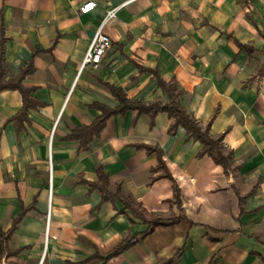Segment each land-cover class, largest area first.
Here are the masks:
<instances>
[{"label": "crops", "instance_id": "obj_1", "mask_svg": "<svg viewBox=\"0 0 264 264\" xmlns=\"http://www.w3.org/2000/svg\"><path fill=\"white\" fill-rule=\"evenodd\" d=\"M104 10L111 47L81 69ZM0 43L5 81L23 75L0 91V264H264V0H0ZM158 80L229 169L165 112L72 138L117 107L112 88L166 104ZM149 215L184 219L148 231Z\"/></svg>", "mask_w": 264, "mask_h": 264}, {"label": "trees", "instance_id": "obj_2", "mask_svg": "<svg viewBox=\"0 0 264 264\" xmlns=\"http://www.w3.org/2000/svg\"><path fill=\"white\" fill-rule=\"evenodd\" d=\"M22 77L23 75H20L15 80L5 81L2 44L0 43V91L17 89L23 93V90L19 84ZM158 84L167 96L168 102L166 104L155 103L152 105H145L141 102H133L128 100L121 90L112 88V93L118 102L117 107L113 110H104L100 119L95 121L90 127L81 128L75 131L74 134H72V138L80 140L81 144L83 145V135L86 137L98 135L102 130L106 119L117 113L137 111L138 114H148L153 117L158 112H165L169 118L174 119V126H182L189 137L201 144L202 148L197 155L198 157L208 155L216 164L221 165L225 170L229 169L232 160L231 153H226L224 151L221 138L212 137L209 134L208 128H202L198 122L182 107L178 101V97L181 92L177 85L174 83H165L161 80H158ZM100 184L101 185H99L98 189L102 193L103 198L106 199L109 195L107 188L108 183L106 177L102 174L100 175ZM124 205L126 208H129V210L134 215L138 216L140 219H142V221H144L143 212L135 206L128 205L127 199L124 200ZM149 216L150 220H147V224L149 226L148 231H151L155 227L162 225H174L183 221L184 219L182 217H160L155 215ZM8 236L9 232L3 233L0 230V255L5 252L4 244ZM131 242V239L124 240L123 243L110 254V256L119 254L125 248L131 245Z\"/></svg>", "mask_w": 264, "mask_h": 264}, {"label": "built area", "instance_id": "obj_3", "mask_svg": "<svg viewBox=\"0 0 264 264\" xmlns=\"http://www.w3.org/2000/svg\"><path fill=\"white\" fill-rule=\"evenodd\" d=\"M96 7L94 2H86L83 4L80 9L79 13L80 14H87L91 11L94 10ZM115 10H104L101 12L100 17H101V22L96 30L89 48L85 54V57L83 59L81 69L84 67H90L92 69H97L99 65L102 62L103 57L105 54L109 51L111 47V41L109 37L103 32V28L105 26V23L115 17ZM50 198H51V185H50ZM47 222H49V213L47 215Z\"/></svg>", "mask_w": 264, "mask_h": 264}, {"label": "rangeland", "instance_id": "obj_4", "mask_svg": "<svg viewBox=\"0 0 264 264\" xmlns=\"http://www.w3.org/2000/svg\"><path fill=\"white\" fill-rule=\"evenodd\" d=\"M50 163H49V161H48V198H50V183H49V181H50V165H49ZM47 215H48V212L46 213V215H45V217H44V220H45V223H46V225H47ZM45 237H46V235H45Z\"/></svg>", "mask_w": 264, "mask_h": 264}]
</instances>
